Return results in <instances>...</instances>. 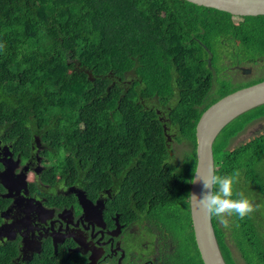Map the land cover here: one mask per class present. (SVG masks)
Instances as JSON below:
<instances>
[{"label":"trees","instance_id":"trees-1","mask_svg":"<svg viewBox=\"0 0 264 264\" xmlns=\"http://www.w3.org/2000/svg\"><path fill=\"white\" fill-rule=\"evenodd\" d=\"M228 48L236 61L241 53L263 59L264 16L185 0H0V142L26 159L38 138L60 159L52 172L84 189L127 175L133 199L150 213L161 202L173 216L172 198L188 196L195 172L201 114L241 88L213 94L212 69ZM263 118L264 105L242 114L212 147L214 173L238 169L234 192L256 203H264V133L230 142ZM168 138L186 142L180 158ZM186 216L195 264H203ZM226 218L229 229L211 217L225 264H264V209ZM14 253L11 243L0 246V264H12Z\"/></svg>","mask_w":264,"mask_h":264},{"label":"flooded vegetation","instance_id":"flooded-vegetation-1","mask_svg":"<svg viewBox=\"0 0 264 264\" xmlns=\"http://www.w3.org/2000/svg\"><path fill=\"white\" fill-rule=\"evenodd\" d=\"M244 64L233 67L242 82L253 74ZM44 148L35 138L24 159L0 142V246L13 245L12 264H195L186 216L188 210L192 226V180L187 197L177 192L172 198L173 216L169 207L163 213L161 202L150 213L133 199L127 175L101 178L92 189L69 185L52 172Z\"/></svg>","mask_w":264,"mask_h":264},{"label":"water","instance_id":"water-1","mask_svg":"<svg viewBox=\"0 0 264 264\" xmlns=\"http://www.w3.org/2000/svg\"><path fill=\"white\" fill-rule=\"evenodd\" d=\"M185 1L204 8L225 12L235 17L264 16V0ZM207 62L209 65L210 60L208 59ZM262 105H264V81L224 96L201 114L195 127L197 162L193 177L197 172L200 175L214 172L212 147L223 128L240 115ZM2 175H6V172ZM200 192L201 186L191 182L189 209L198 252L203 264H225L217 244L211 217L203 213L190 198L191 193L199 194ZM84 203L85 201L81 200V204L84 205ZM8 239H12V237H8Z\"/></svg>","mask_w":264,"mask_h":264},{"label":"clouds","instance_id":"clouds-1","mask_svg":"<svg viewBox=\"0 0 264 264\" xmlns=\"http://www.w3.org/2000/svg\"><path fill=\"white\" fill-rule=\"evenodd\" d=\"M168 141L171 142V139L168 138ZM184 148H187V144H184ZM239 179L238 169L228 175H217L214 172L200 175L197 172L192 183L200 185L201 192L191 193L190 198L203 213L215 217L225 229H229L230 224L226 217L237 216L244 219L264 209V203H256L254 198L245 196L242 192H234V186L239 183Z\"/></svg>","mask_w":264,"mask_h":264},{"label":"rangeland","instance_id":"rangeland-1","mask_svg":"<svg viewBox=\"0 0 264 264\" xmlns=\"http://www.w3.org/2000/svg\"><path fill=\"white\" fill-rule=\"evenodd\" d=\"M244 54H246V53H241L240 58L237 60L239 62V64H244V62H246V61H255V62H250L249 64L245 63L244 65H242L243 67H246V68H249V66L252 68L253 74L251 75L250 78L251 79L253 78L254 80H255V77H262L263 78L264 77V58L257 61L258 58H254V59L252 58L251 59L250 57H248V55H246V58H243L242 56ZM225 60H229V61H225ZM237 61L235 60L234 56H232L231 53H229V48H228L224 52L223 57L221 59H218L217 63L216 62L214 63L215 66L212 69L213 70V77H214L213 94L216 93V97L221 92H223L226 88L230 89L231 87H237V86L244 88V87H242V85L245 84V82H242L244 80V77L241 76L239 74V72L233 68L234 64H236ZM223 80H225V83L221 82ZM228 81H230V82L228 83ZM226 85L230 86V87H227ZM262 133H264V118L254 121L252 124H250L247 127V129L245 131L238 134L234 139H232L230 142V148H233V147H236L240 144H243V143L249 141L250 139L257 137L258 135H260ZM184 144H186L185 141L178 142V143L173 142L172 150L176 151V157H178V158L181 157V155H182L181 150H182V148H184ZM45 158L47 159L50 166H52V165L56 166L60 162V159L56 158L50 152L45 153ZM232 252H233V255H234L237 263L241 262L240 256L234 248H232Z\"/></svg>","mask_w":264,"mask_h":264}]
</instances>
